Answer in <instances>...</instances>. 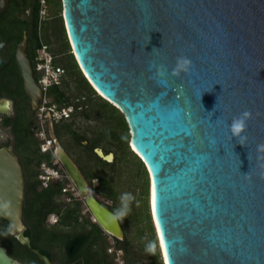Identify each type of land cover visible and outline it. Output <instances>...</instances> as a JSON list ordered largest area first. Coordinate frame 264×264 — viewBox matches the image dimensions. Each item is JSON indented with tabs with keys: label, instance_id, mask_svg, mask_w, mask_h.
<instances>
[{
	"label": "water",
	"instance_id": "1",
	"mask_svg": "<svg viewBox=\"0 0 264 264\" xmlns=\"http://www.w3.org/2000/svg\"><path fill=\"white\" fill-rule=\"evenodd\" d=\"M7 4L0 0V15ZM61 5L80 71L124 116L129 149L146 170L161 264H264V150L258 147L264 145V0H61ZM25 48L24 35L15 62L35 111L42 92ZM178 57L189 58L192 68L173 76ZM161 66L165 75L159 74ZM245 111L251 118L237 137L231 124ZM11 112L12 101L0 99V114ZM47 119L53 156L93 221L123 240L116 215L95 196L57 139L49 114ZM95 153L113 160L111 153ZM24 191L12 147H0V218L19 244L31 248L22 220ZM0 264L21 263L0 247Z\"/></svg>",
	"mask_w": 264,
	"mask_h": 264
},
{
	"label": "trees",
	"instance_id": "2",
	"mask_svg": "<svg viewBox=\"0 0 264 264\" xmlns=\"http://www.w3.org/2000/svg\"><path fill=\"white\" fill-rule=\"evenodd\" d=\"M7 1V7L0 15V42L6 43L3 55L10 70H0V98H9L14 103V116L4 125H10V144L24 175L22 220L31 248L19 244L10 235L8 222L1 218L0 247L21 264H44L32 249L46 256L51 264H116L115 254L108 252L110 242L92 221L84 202L79 198L69 201L70 194L62 192L69 181L65 178L55 179L44 187L39 179L41 164L53 166L55 158L50 152L40 150L41 142L35 134L36 112L31 109L30 99L23 90L14 59L15 48L26 34L25 54L36 80L35 62L42 43L53 55V64L64 70L62 85L52 86L47 93L50 103L60 108L71 105L76 109L82 106V111L75 115L102 123V128L94 131L91 139L77 133L72 120L54 122V126L56 135L71 138L74 146L80 149V162L86 169V178L89 183L95 181L94 193L113 204L108 209L116 215L124 234L123 240L113 238V241L115 248L122 253L123 264H161L155 250V236L148 210L146 170L129 149V129L124 116L97 95L79 69L65 32L61 0L47 1V14L41 22L40 0ZM49 20L53 22L47 26ZM51 36L59 45L57 50L50 47ZM83 142H87L88 147H84ZM60 144L64 148L63 142ZM95 149H100L104 155L113 154V161L102 160ZM123 173L132 185L141 188L142 207L127 199L120 201V193L114 189V183L115 178ZM51 216L56 217L54 223L50 221Z\"/></svg>",
	"mask_w": 264,
	"mask_h": 264
},
{
	"label": "built area",
	"instance_id": "3",
	"mask_svg": "<svg viewBox=\"0 0 264 264\" xmlns=\"http://www.w3.org/2000/svg\"><path fill=\"white\" fill-rule=\"evenodd\" d=\"M47 1L48 0H40L39 22H41L47 14ZM35 70L37 72V85L42 92V98L40 99L37 109L35 110L37 117L35 134L41 142V152H50L53 155V141L50 138L48 131L47 115L49 114L52 120L55 122L68 121L71 120L76 113L78 114L80 111H82L83 107L78 106L76 109H74L73 106L69 105L60 108L56 104L50 103L47 93L52 86L62 85L64 79V70L61 67L55 66L53 64V55L50 53L46 44L42 43L37 50ZM40 169L41 173L39 175V179L42 181L44 187L47 186L49 181L55 179L61 180L65 178L68 180L62 166L58 160H56V158L53 162V166H48L42 163ZM62 192L70 194L68 197L69 201L71 198H79L81 200L79 194L70 181L62 190ZM52 219H54V222L56 221V217L51 216V223H54L52 222ZM111 247L108 249V252L114 253L116 255V260L120 261L121 251L115 248L114 242H112Z\"/></svg>",
	"mask_w": 264,
	"mask_h": 264
},
{
	"label": "rangeland",
	"instance_id": "4",
	"mask_svg": "<svg viewBox=\"0 0 264 264\" xmlns=\"http://www.w3.org/2000/svg\"><path fill=\"white\" fill-rule=\"evenodd\" d=\"M52 22H53L52 20H49V21H47L46 25L50 26L52 24ZM50 31H49V33H50ZM49 42H50V47L53 50H57L58 49L59 45L54 42L52 36L49 39ZM59 58H61V56ZM71 120L74 121L73 129L77 133H79V134L83 135L84 137H86L87 139L93 138L94 137V131L102 128V123L97 122V121H95L93 119L87 120L86 118L80 117L79 115L73 116V118ZM9 140H10L9 134H7L4 131H0V145L3 142H7ZM63 144L64 145H68L70 147L69 151L75 156L76 162L79 163L82 166V164L80 162V157H79L80 149H78V148H76L74 146L72 139L69 138V137H64L63 138ZM123 175L125 176L124 173H123ZM122 176L121 177L119 176L118 178H115V183H114V189L120 193V201L123 202L125 199H127V201L129 200L130 203H136V204L140 205L139 207H142L143 203H142V197H141V194H140L141 188L138 187V186L132 185L130 183V181H129L130 179H127L126 176L125 177H122ZM93 182H95V181H93ZM122 199H123V201H122ZM52 222H54V219H52ZM128 231H132V230L128 229ZM129 236L133 237L130 234H129ZM105 237L108 239V241L110 242V244L112 246V242H114L112 240L113 238H111L107 234H105ZM145 239H146V237H145ZM154 239H155V237H154ZM155 243H156L155 244V247H156L155 250H156L157 254L159 255L156 239H155ZM159 259H160V255H159ZM160 262H161V260H160ZM115 263L116 264H123L122 253L120 255V261L116 260V255H115Z\"/></svg>",
	"mask_w": 264,
	"mask_h": 264
},
{
	"label": "flooded vegetation",
	"instance_id": "5",
	"mask_svg": "<svg viewBox=\"0 0 264 264\" xmlns=\"http://www.w3.org/2000/svg\"><path fill=\"white\" fill-rule=\"evenodd\" d=\"M3 14V13H2ZM1 14V15H2ZM23 16V15H22ZM26 36V34H23V36ZM23 36H22V40H23ZM22 42V41H21ZM20 42V43H21ZM0 43H3L4 44V46H3V48H2V50L0 51V59H2V65L0 66V70H10V69H8L7 67H6V60H5V58H4V52H5V50H6V43L5 42H0ZM19 44V43H18ZM17 44V45H18ZM16 48H17V46H16ZM16 48H15V51H16ZM26 48H27V37H26ZM26 48H25V51H26ZM15 51H14V59H15ZM26 55V54H25ZM16 63V62H15ZM31 65V64H30ZM17 66V65H16ZM32 68V67H31ZM17 69H18V67H17ZM19 70V69H18ZM19 74H20V71H19ZM32 75H33V78H34V80L36 81V83H37V80H36V78H35V74H34V70L32 69ZM20 77H21V75H20ZM21 80H22V78H21ZM38 86V85H37ZM22 87H23V82H22ZM24 90V89H23ZM27 95V94H26ZM28 96V95H27ZM42 98V97H41ZM0 99H2V98H0ZM5 99H9V98H5ZM30 99V98H29ZM10 101H12L11 99H9ZM39 102H40V100H39ZM39 102H38V105H39ZM31 105V104H30ZM36 112V111H35ZM13 116H14V103H13V101H12V112L10 113V114H0V131H4V132H6L7 134H9V132H8V130H9V128H10V125L9 126H5L4 125V123H5V121L6 120H10V119H12L13 118ZM54 122L55 121H53V130H54V133H55V135H56V129H55V126H54ZM58 122H65V121H58ZM57 122V123H58ZM9 136H10V140L9 141H7V142H3L1 145H0V147H6V146H10V147H12L11 146V144H10V142H11V135L9 134ZM56 137H57V139L59 140V142L60 143H62L63 142V136H58V135H56ZM58 137H60V138H58ZM83 146L84 147H88V144H87V142H83ZM65 151H66V153L68 154V156L73 160V162L77 165V167L79 168V170L81 171V173H82V175L84 176V178L86 179V181H89V180H87V178H86V169L83 167V165L81 166L79 163H77L76 162V159H75V156L69 151L70 150V147L68 146V145H64V148H63ZM12 151H13V148H12ZM95 151V150H94ZM13 154H14V152H13ZM15 155V154H14ZM16 156V155H15ZM79 157H80V155H79ZM114 158V157H113ZM18 159V158H17ZM80 160H81V157H80ZM19 161V160H18ZM20 163V162H19ZM82 164V163H81ZM21 165V164H20ZM93 183H95V182H90L89 184L91 185V187H92V189H93ZM94 191V190H93ZM95 194V193H94ZM95 196H97L102 202V204L106 207V208H108V207H110V206H112L113 204L111 203V202H109V201H107V200H105L104 198H102V197H100L99 195H96L95 194ZM112 212V211H111ZM121 226V225H120Z\"/></svg>",
	"mask_w": 264,
	"mask_h": 264
},
{
	"label": "clouds",
	"instance_id": "6",
	"mask_svg": "<svg viewBox=\"0 0 264 264\" xmlns=\"http://www.w3.org/2000/svg\"><path fill=\"white\" fill-rule=\"evenodd\" d=\"M192 68V61L187 57H178L175 68L172 71L173 76H179L181 72L188 73ZM160 75H165V68L160 67ZM251 118V113L245 111L241 113L238 117H234L231 124V131L233 135L239 137L242 132H244L247 124V120ZM260 150H264V145L258 146Z\"/></svg>",
	"mask_w": 264,
	"mask_h": 264
},
{
	"label": "snow or ice",
	"instance_id": "7",
	"mask_svg": "<svg viewBox=\"0 0 264 264\" xmlns=\"http://www.w3.org/2000/svg\"><path fill=\"white\" fill-rule=\"evenodd\" d=\"M156 201H157V197H156V193L155 191H153V194H152V209H153V213L155 214L156 213ZM161 244L163 246L164 244V240H163V237L161 238ZM167 254H165V259L167 260Z\"/></svg>",
	"mask_w": 264,
	"mask_h": 264
},
{
	"label": "bare ground",
	"instance_id": "8",
	"mask_svg": "<svg viewBox=\"0 0 264 264\" xmlns=\"http://www.w3.org/2000/svg\"><path fill=\"white\" fill-rule=\"evenodd\" d=\"M131 148L133 149V151H136L137 152V150H136V148L134 147L133 144L131 145Z\"/></svg>",
	"mask_w": 264,
	"mask_h": 264
}]
</instances>
